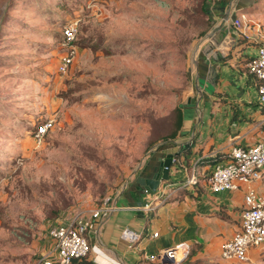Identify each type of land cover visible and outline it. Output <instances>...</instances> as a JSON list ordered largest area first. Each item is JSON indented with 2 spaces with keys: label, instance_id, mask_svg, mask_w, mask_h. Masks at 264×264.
<instances>
[{
  "label": "rangeland",
  "instance_id": "rangeland-1",
  "mask_svg": "<svg viewBox=\"0 0 264 264\" xmlns=\"http://www.w3.org/2000/svg\"><path fill=\"white\" fill-rule=\"evenodd\" d=\"M211 1L0 0V264H36L25 225L111 200L167 140L177 105L194 94ZM72 20L77 51L60 72Z\"/></svg>",
  "mask_w": 264,
  "mask_h": 264
},
{
  "label": "crops",
  "instance_id": "crops-1",
  "mask_svg": "<svg viewBox=\"0 0 264 264\" xmlns=\"http://www.w3.org/2000/svg\"><path fill=\"white\" fill-rule=\"evenodd\" d=\"M207 9L211 21L198 44L194 94L178 105L180 125L111 197L108 212L94 218L87 264H264V242L250 245L243 262L220 255L221 243L239 227L245 193L249 187L264 193V177L218 192L208 184L211 170L223 159L219 154L264 137V102L259 99L257 79L246 66L264 42V0H212ZM234 16L241 18L239 29L231 25ZM179 149L168 179L153 192L143 193L136 177L152 174L165 153ZM191 175L194 180L189 182ZM162 190L164 196L157 199ZM53 224L36 231L25 225L22 232L21 238L30 237L38 255L36 264L44 256H54L48 234ZM126 227L138 233L135 241L122 237ZM181 242L188 245V252L176 250L174 262H163ZM151 254L157 258L151 259ZM70 264L83 263L74 259Z\"/></svg>",
  "mask_w": 264,
  "mask_h": 264
},
{
  "label": "built area",
  "instance_id": "built-area-1",
  "mask_svg": "<svg viewBox=\"0 0 264 264\" xmlns=\"http://www.w3.org/2000/svg\"><path fill=\"white\" fill-rule=\"evenodd\" d=\"M231 25L235 29L242 27L241 18L234 16ZM77 32L78 20H72L62 26L60 40L62 52L57 65L60 72H65L75 58ZM246 66L257 79L259 99L264 102V42L257 45L256 53L247 61ZM51 125V119L35 125L33 139L37 144L44 140ZM173 161H177L176 156ZM263 177L264 137L250 145H233L226 152V156L214 165L208 176V184L212 191L218 192L232 190L238 186L239 182L248 183ZM193 180L194 175H191L188 181ZM164 194L162 190L155 197L161 199ZM110 201V197L106 196L90 210L89 216L83 213L69 221L51 225L48 228V234L53 240L54 256L40 258V264H70L75 258L87 256L91 250L89 233L95 229L94 218L108 212L111 208ZM145 207H148L147 203ZM239 215V227L229 239L221 243L220 255L226 259L245 261L248 258V247L264 242V193L249 187L244 195ZM156 234L157 232H154V235ZM121 235L129 241H135L138 238V233L127 227L122 230ZM175 247L177 248L169 250V252L174 251V259L178 255L176 250L188 252V245L185 242L178 243ZM150 258H157V255L151 254Z\"/></svg>",
  "mask_w": 264,
  "mask_h": 264
},
{
  "label": "water",
  "instance_id": "water-1",
  "mask_svg": "<svg viewBox=\"0 0 264 264\" xmlns=\"http://www.w3.org/2000/svg\"><path fill=\"white\" fill-rule=\"evenodd\" d=\"M182 152V149H179L175 152H167L163 157L159 159V165L156 171L150 175H138L136 181L141 186L143 193H151L157 189L159 183L168 179L171 165L174 164L173 158L178 156ZM170 256H165L163 262H174V251L169 252Z\"/></svg>",
  "mask_w": 264,
  "mask_h": 264
},
{
  "label": "trees",
  "instance_id": "trees-1",
  "mask_svg": "<svg viewBox=\"0 0 264 264\" xmlns=\"http://www.w3.org/2000/svg\"><path fill=\"white\" fill-rule=\"evenodd\" d=\"M176 116H175V127L173 128V130L171 131L170 135L166 136L165 138H163L162 140H165V139H169V136H172L175 134L177 128L179 127L180 125V122H181V108L177 105V108H176ZM226 154H219L217 157H225ZM201 160V159H199ZM199 162V161H198ZM87 256H84V257H81V258H75V259H81L82 260V263L83 264H87L89 262L88 259H86ZM74 260V259H73ZM72 263V262H71Z\"/></svg>",
  "mask_w": 264,
  "mask_h": 264
}]
</instances>
